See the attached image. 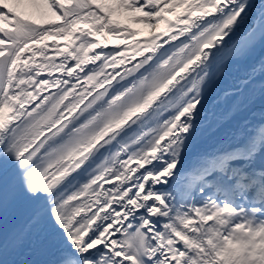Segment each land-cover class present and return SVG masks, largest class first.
<instances>
[{
  "label": "snow or ice",
  "instance_id": "obj_1",
  "mask_svg": "<svg viewBox=\"0 0 264 264\" xmlns=\"http://www.w3.org/2000/svg\"><path fill=\"white\" fill-rule=\"evenodd\" d=\"M0 264H264V0H0Z\"/></svg>",
  "mask_w": 264,
  "mask_h": 264
}]
</instances>
